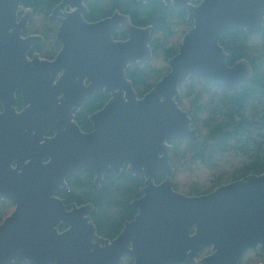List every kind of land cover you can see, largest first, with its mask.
<instances>
[{"label":"water","instance_id":"1","mask_svg":"<svg viewBox=\"0 0 264 264\" xmlns=\"http://www.w3.org/2000/svg\"><path fill=\"white\" fill-rule=\"evenodd\" d=\"M86 1L61 0L49 15L62 46L48 60L28 56L43 38L22 36L32 15L28 9L19 18L25 0H0V201L15 205L0 224V264H122L124 257L133 264H240L249 251L264 252V174L189 196L174 189L170 162L174 140L199 138L179 104L180 85L198 77L233 92L252 79L247 60L228 65L220 39L241 29L261 35L264 0H162L187 10L193 27L170 71L143 97L127 70L152 60V27L135 26L119 11L89 22ZM118 30L128 39L116 40ZM101 91L110 99L83 131L76 114ZM125 166L146 179L133 202L138 214L105 239L92 204H67L58 193L82 171H92L99 187L106 171L117 176ZM158 173L165 174L159 184Z\"/></svg>","mask_w":264,"mask_h":264},{"label":"trees","instance_id":"2","mask_svg":"<svg viewBox=\"0 0 264 264\" xmlns=\"http://www.w3.org/2000/svg\"><path fill=\"white\" fill-rule=\"evenodd\" d=\"M61 0H25L23 6L32 10L29 33L43 36V43L36 44L35 50L52 60L61 48L55 39L56 29L47 25L48 16ZM88 9L85 19L96 22L112 16L116 11L131 18L138 27H152L150 45L153 58L150 62H141L129 67L127 77L139 97H143L170 69L155 65V59L162 56L168 61L178 53V36L188 32L193 22L188 20L184 8L174 7L162 0L144 3L139 0H87ZM116 40H127L128 33L118 30ZM220 44L228 54V65L240 60H247L253 69L252 79L240 85L233 92L212 81L190 77L179 87L180 106L188 102V112L193 126L198 130V141L189 138L174 140L170 151L171 165L174 159L182 162L189 170L202 174L207 168L211 171L204 186L194 182L181 190L175 183L176 191L195 196L207 194L221 185L245 179L251 174H264V26L261 35H249L245 30L231 31L224 34ZM110 99L103 91L91 94L76 114L75 120L83 131H91L89 117L102 109ZM21 106V101L19 102ZM55 131L52 129L51 134ZM165 179L164 173L154 176L156 183ZM145 176H132L126 166L119 175L106 171L98 187L92 171H82L67 179V189H62L58 196L67 204L79 206L92 204L90 213L98 234L107 239L115 238L124 223L136 215L132 202L141 196ZM14 206L8 201H0V224L8 216V209ZM63 229L64 226L62 225ZM205 254V253H202ZM244 258L264 259L261 250L249 251ZM240 264H248L244 262ZM132 257H125L122 264H133ZM15 264H28L18 259Z\"/></svg>","mask_w":264,"mask_h":264},{"label":"rangeland","instance_id":"3","mask_svg":"<svg viewBox=\"0 0 264 264\" xmlns=\"http://www.w3.org/2000/svg\"><path fill=\"white\" fill-rule=\"evenodd\" d=\"M185 34L182 33L180 36H178L179 44L183 40V37ZM178 48H179V46H178ZM155 65L162 67V68H165L166 66H169V62L163 60L162 56H160V57H157L155 59ZM184 107H185L186 111H188V112L190 111V107H189L188 102L184 105ZM172 165L176 168L175 183L179 185L181 190H185V188H183V185L189 186V185L193 184L194 182H201L202 184H204V186H207L209 184L207 179L209 176L211 177V171H209L207 168H204L206 171H203L202 174H198L197 171L189 170L187 166H184L182 164V162H180L177 159H174V163ZM14 209H15V206H11L8 209V211H7L8 216L13 212ZM247 259L244 258L243 261L246 263L249 262L248 264H264V259L255 258V259H251L250 261H248Z\"/></svg>","mask_w":264,"mask_h":264},{"label":"flooded vegetation","instance_id":"4","mask_svg":"<svg viewBox=\"0 0 264 264\" xmlns=\"http://www.w3.org/2000/svg\"><path fill=\"white\" fill-rule=\"evenodd\" d=\"M86 4V3H85ZM58 5V4H57ZM24 7V6H23ZM56 7V6H55ZM54 7V8H55ZM28 9H30V8H25L24 7V9H23V11L19 14V18H21L24 14H25V10H28ZM53 11V10H52ZM32 15H33V13H32ZM32 15H31V17H30V19H29V23H28V29L26 30V31H24L23 33H22V36L23 37H28V36H31V35H39V34H30L29 33V28H30V23H31V21H32ZM48 18H49V16H48ZM47 25L49 26V21L47 20ZM49 27H51V28H55L56 29V33H55V39H56V36H57V32H58V28H59V25H55V26H49ZM40 36H42V35H40ZM42 38H43V36H42ZM43 41H44V39L41 41V42H39V44H41V43H43ZM56 41H57V39H56ZM58 42V41H57ZM59 43V42H58ZM36 44H38V43H36ZM36 44H34V46L32 47V49L30 50V52H29V54H28V56L30 57V58H32L35 54H39L40 55V57L41 58H44V59H48L49 60V58H47V57H44L40 52H38V51H36L35 50V45ZM60 44V43H59ZM61 45V44H60ZM62 46V45H61ZM61 49V48H60ZM60 49H59V51H60ZM58 51V52H59ZM57 52V53H58ZM57 53H56V55H57ZM56 55H55V57H56ZM54 57V58H55ZM53 58V59H54ZM17 100H18V110H22V108H23V101H22V93L20 92V91H17ZM21 101V106L19 105V102ZM0 110H2V106H1V104H0ZM52 129H54V128H52ZM52 129H51V131H52ZM54 133H55V131L51 134V135H54ZM157 184H159V183H157ZM142 196V195H141ZM140 196V197H141ZM139 197V198H140ZM138 198V199H139ZM137 200V199H136ZM135 201V200H134ZM133 201V202H134ZM133 202H132V205H133ZM14 205V204H13ZM135 208V207H134ZM135 210H136V215L131 219V220H127L125 223H127V222H131V221H133L134 219H135V217L137 216V214H138V211H137V209L135 208ZM125 223H124V226H125ZM64 226V228L62 229L61 228V231H63V230H65V229H67V226H65V225H63ZM124 226H123V228H124ZM123 228H122V230H123ZM122 230H121V232H122ZM120 232V233H121ZM119 233V234H120ZM118 234V235H119ZM117 235V236H118ZM116 236V237H117ZM104 238V237H103ZM106 239V238H105ZM114 239V238H113ZM260 250V249H259ZM203 253H205V254H202L200 257H203V256H206V255H208V254H210V248L209 249H206ZM125 258V257H124ZM133 259H134V257H132ZM124 260V259H123Z\"/></svg>","mask_w":264,"mask_h":264}]
</instances>
